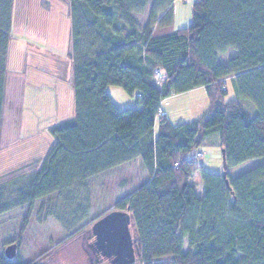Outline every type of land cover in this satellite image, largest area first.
Segmentation results:
<instances>
[{"label": "trees", "instance_id": "trees-1", "mask_svg": "<svg viewBox=\"0 0 264 264\" xmlns=\"http://www.w3.org/2000/svg\"><path fill=\"white\" fill-rule=\"evenodd\" d=\"M63 1L74 115L49 128L44 159L0 176V242L17 238L0 264H38L26 233L54 248L117 210L130 213L136 264H264V0H194L191 24L162 36L153 28L172 24L175 0ZM13 4L0 0V133ZM228 81L238 100H226ZM111 85L134 108L118 109ZM198 88L209 106L199 119L160 117L167 97ZM211 137L225 175L190 159ZM132 166L140 185L126 175Z\"/></svg>", "mask_w": 264, "mask_h": 264}, {"label": "rangeland", "instance_id": "rangeland-1", "mask_svg": "<svg viewBox=\"0 0 264 264\" xmlns=\"http://www.w3.org/2000/svg\"><path fill=\"white\" fill-rule=\"evenodd\" d=\"M45 1L50 3L49 8H47L46 4L40 5V3ZM193 2L194 0H184L183 2L175 0L171 10L175 13L177 9V16L173 18L172 15V24L157 27L154 35L162 36L163 34L173 33V31L189 26L192 22L191 5ZM13 7V32L11 33L12 37L8 45L9 57H7V69L9 63L13 62L12 57H15L21 51L22 58L30 55L31 60L41 63L44 69L52 70L56 73L55 75H59L61 81L64 80L63 77L67 79L64 80L63 84L61 81L57 82L55 86L52 84L54 82L47 81L48 77L45 78L44 75L41 82L34 79L31 87L34 89L33 92L36 94V99L34 103L26 105L24 113H21L22 115L18 113V110H21L22 107H17L16 102L19 97L22 100L23 93L19 91L13 93L12 87L6 85L7 88L5 87L6 92L4 91V93L7 98L5 97L4 99V116L1 124L0 176L8 174V172L13 173L17 171L18 167L23 163L21 161L26 160L30 156H38V159H44L46 157L45 152L47 151L48 153L54 143L52 136L47 134L49 129L47 130L46 128L54 126L52 124L54 118L61 117L64 111L66 112V116H69L70 113L67 111L70 108L72 110L71 115L61 118L60 122L69 120L74 115V108H72L75 102L74 91L69 83L74 60L72 57H66L68 36L71 30L70 17L67 15L68 4L63 0H14ZM145 17L140 16L138 18L139 23ZM55 33L57 34V38L54 39ZM107 90L118 109L134 108L136 105L135 98H130L123 89L111 85L107 87ZM230 99L238 100L239 97L234 90L233 83L228 81L226 100ZM39 102H43L44 105H38ZM162 102L161 108L165 111L166 117L174 125L199 119V116L209 108L207 95H205L203 88L183 94L171 95ZM244 104L251 114L255 112L253 104L247 101H244ZM39 110L43 111L42 114L39 113ZM22 123L25 124H23L22 134L20 135L17 127L21 128ZM200 150L202 151L201 162L205 169L210 172L222 173L223 159H221V148L218 147L216 138H209L200 147ZM34 160L36 159L34 158ZM261 162V158L246 161L240 165L228 168V174L231 178H234ZM126 175L131 177L135 181V184L138 185L146 180L136 173L135 166L128 169ZM199 179V174H195L192 182L196 187L197 194L200 195L202 192L201 181ZM111 184H113V181L110 182ZM91 232V226L86 227L76 234L75 237L54 248H51L44 241L35 243L31 237V233H26L23 235L22 241L27 243L29 248L30 255L27 260L37 259L38 264H85L86 254L83 253L80 245L86 242ZM82 238L84 239L82 240ZM15 239L17 238L0 242V255L5 252V249L12 244L11 241Z\"/></svg>", "mask_w": 264, "mask_h": 264}, {"label": "crops", "instance_id": "crops-1", "mask_svg": "<svg viewBox=\"0 0 264 264\" xmlns=\"http://www.w3.org/2000/svg\"><path fill=\"white\" fill-rule=\"evenodd\" d=\"M44 4H46L47 5V8H49V6H50V3H47L46 1L45 2H43V3H40V5H44ZM68 12H69V8H68V11H67V15H68ZM13 13H14V10H13ZM13 13H12V17H13ZM177 13H178V10L176 9V11H175V13H173V18H175L176 16H177ZM165 14V12L164 13H162L160 16H159V19H161L162 18V16ZM68 17H69V15H68ZM173 20V19H172ZM12 24H13V19H12ZM157 28V26H155L154 28H153V32L155 31V29ZM13 30V29H12ZM13 32V31H12ZM52 36V35H51ZM57 36V34L55 33V35L53 36L54 37V39L55 38H57L56 37ZM11 37H12V34H11ZM68 51H67V54H66V57L68 56V57H71V47H70V43H71V37H70V35L68 36ZM8 49H9V47H8ZM19 49H20V47H19ZM11 50H12V48H11ZM14 50L16 51V49L14 48ZM13 51V50H12ZM8 53H9V50H8ZM21 51L17 54V55H15V57L13 56L12 57V63H9V67H8V69H7V77H6V81H5V83H6V85H8L9 87L11 86L12 87V92L14 93L15 91H19V92H22L23 93V98H22V100H20L21 99V97H19V99H18V101L16 102V106L17 107H22V109L21 110H18V113H20V115H22L21 113H24V110H25V107H26V105L27 104H30V103H34L35 102V99H36V94L33 92L34 91V89L31 87L32 86V84H33V82H34V79L36 80L37 79V81L38 82H41V79H42V77H43V75H44V77L46 78V77H48V80L47 81H49V82H54V83H52L53 84V86H55L56 84H57V82H60L61 81V79L59 78V75H55L56 73L54 72V71H52V70H47V69H44L43 68V66H42V64L41 63H39L38 61L36 62V60L34 61V60H31V58H30V55H27V56H25L24 58H22L21 57ZM7 57H9V55H7ZM38 76H39V78H38ZM44 79V78H43ZM59 79V80H58ZM63 79L64 80H66L67 78H64L63 77ZM57 80V81H56ZM64 80L63 81H61L62 82V84L64 83ZM6 88H7V86H6ZM5 88V89H6ZM50 90L54 93V94H56V92L54 91V90H52L51 88H50ZM108 91V90H107ZM6 92V91H5ZM6 98H7V96H5ZM42 99V98H41ZM163 103V102H162ZM38 105H40V106H42V105H44V103L43 102H39L38 103ZM162 105V104H161ZM116 106V105H115ZM117 107V106H116ZM72 108H74V106L72 107ZM118 108V107H117ZM69 109V108H68ZM67 109V110H68ZM66 110V111H67ZM121 110H123V109H121ZM72 110H71V108L67 111V112H69L70 113V115H71V112ZM42 112L43 111H40L39 110V113L40 114H42ZM64 114V115H63ZM62 115H61V117H59V118H54V121H53V123L52 124H54V125H56V124H59V122L61 121V118H64V117H69V116H66V112L64 111V113H63ZM166 115V114H165ZM23 124H25V123H22L21 125H22V127L21 128H18L17 127V131H18V133L21 135L22 134V128H23ZM47 130L49 129V128H46ZM2 131V130H1ZM48 134V133H47ZM2 136V132L0 133V137ZM1 141H2V138H1ZM15 143V142H14ZM47 154V151L45 152V155ZM39 157H40V155H39ZM42 157V156H41ZM34 158L36 159V160H39L38 159V156H30L29 158H27L26 160H22L21 162H23V163H21V162H19V163H21V165L22 164H26V163H29L30 161H34ZM30 159V160H29ZM29 160V161H28ZM25 161H28V162H25ZM199 195V194H198Z\"/></svg>", "mask_w": 264, "mask_h": 264}, {"label": "water", "instance_id": "water-1", "mask_svg": "<svg viewBox=\"0 0 264 264\" xmlns=\"http://www.w3.org/2000/svg\"><path fill=\"white\" fill-rule=\"evenodd\" d=\"M222 169H224L223 175L226 174V163L223 156ZM131 225L130 213L124 211H112L107 215L101 217L92 226V233L96 237L97 245L103 250L116 255L117 257H128L131 264L135 263L133 239L131 237ZM17 245L12 243L4 252L7 259L14 257Z\"/></svg>", "mask_w": 264, "mask_h": 264}, {"label": "flooded vegetation", "instance_id": "flooded-vegetation-1", "mask_svg": "<svg viewBox=\"0 0 264 264\" xmlns=\"http://www.w3.org/2000/svg\"><path fill=\"white\" fill-rule=\"evenodd\" d=\"M132 236V233H131ZM84 238H82L83 240ZM81 250L86 254L85 264H131L128 257L119 256L103 250L99 245H97L96 237L91 234L87 237L86 242L82 243ZM135 259V254H134ZM136 264V260L135 263Z\"/></svg>", "mask_w": 264, "mask_h": 264}, {"label": "built area", "instance_id": "built-area-1", "mask_svg": "<svg viewBox=\"0 0 264 264\" xmlns=\"http://www.w3.org/2000/svg\"><path fill=\"white\" fill-rule=\"evenodd\" d=\"M164 114H165L164 111L160 108V110H159L160 117H164ZM201 157H202V151L201 150L193 152L192 154H190V159L194 160V161L201 162Z\"/></svg>", "mask_w": 264, "mask_h": 264}]
</instances>
